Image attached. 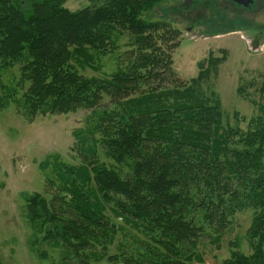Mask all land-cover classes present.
Instances as JSON below:
<instances>
[{
  "label": "trees",
  "instance_id": "16d2710c",
  "mask_svg": "<svg viewBox=\"0 0 264 264\" xmlns=\"http://www.w3.org/2000/svg\"><path fill=\"white\" fill-rule=\"evenodd\" d=\"M65 1L0 0V60L23 58L21 87L29 85L7 98L29 120L93 108L95 143L131 169L99 162L96 145L78 166L42 162L55 193L23 198L31 249L41 258L37 244L51 242L58 264H193L200 238L218 242L235 213L251 208V252L232 246L221 264H264V120L247 132L224 126L217 96L201 89L202 70L164 88L175 72L158 41L177 31L141 17L163 0H102L74 12ZM116 32H129L134 54L107 77L80 74L95 52H109ZM102 95L111 104L98 111Z\"/></svg>",
  "mask_w": 264,
  "mask_h": 264
},
{
  "label": "rangeland",
  "instance_id": "374dc122",
  "mask_svg": "<svg viewBox=\"0 0 264 264\" xmlns=\"http://www.w3.org/2000/svg\"><path fill=\"white\" fill-rule=\"evenodd\" d=\"M101 3L66 0L62 6L74 12ZM141 17L166 22L177 31L176 36L166 34L170 39L158 41L161 50L171 55L175 72L161 82L164 88L176 82L187 85L201 70L205 71L201 89L208 96H217L223 125L243 132L256 129L258 121L264 120V0H254L249 9L236 6L232 0H163ZM112 37L109 52H95L94 67L79 68L80 74L107 77L134 54L129 32H116ZM170 44H176L172 51L168 50ZM22 66L23 58L0 60V101L5 105L0 107V264H58L61 249H54L51 242L37 244L41 258L30 247L32 230L23 198L34 192L47 197L55 193L46 179H56L55 174L50 167L43 170L41 163L53 162L57 157L66 166H78L83 161V149L94 145L99 162L108 167L127 174L131 163H115L107 157L103 145L95 143L98 135H92L89 129L93 108L57 115L39 113L29 120L23 109L7 98L10 91L18 97L29 86L26 83L24 89L21 87ZM110 104V97L102 95L96 110L109 108ZM83 137L86 145L80 144ZM252 215L251 208L236 212L218 242L207 235L200 238L196 251L201 261L193 264H221L232 246L249 254L246 230ZM113 248L110 254L115 252ZM90 264L113 263L102 260Z\"/></svg>",
  "mask_w": 264,
  "mask_h": 264
},
{
  "label": "water",
  "instance_id": "95a60500",
  "mask_svg": "<svg viewBox=\"0 0 264 264\" xmlns=\"http://www.w3.org/2000/svg\"><path fill=\"white\" fill-rule=\"evenodd\" d=\"M236 6L243 7V8H249L253 5L254 0H232Z\"/></svg>",
  "mask_w": 264,
  "mask_h": 264
},
{
  "label": "built area",
  "instance_id": "2783aa9c",
  "mask_svg": "<svg viewBox=\"0 0 264 264\" xmlns=\"http://www.w3.org/2000/svg\"><path fill=\"white\" fill-rule=\"evenodd\" d=\"M260 49V48H259Z\"/></svg>",
  "mask_w": 264,
  "mask_h": 264
},
{
  "label": "flooded vegetation",
  "instance_id": "af4514ba",
  "mask_svg": "<svg viewBox=\"0 0 264 264\" xmlns=\"http://www.w3.org/2000/svg\"><path fill=\"white\" fill-rule=\"evenodd\" d=\"M255 31V30H254Z\"/></svg>",
  "mask_w": 264,
  "mask_h": 264
}]
</instances>
